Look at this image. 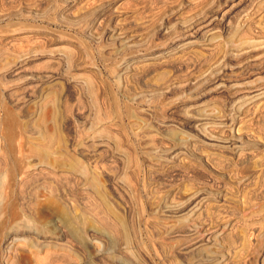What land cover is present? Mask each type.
<instances>
[{
    "label": "rangeland",
    "instance_id": "obj_1",
    "mask_svg": "<svg viewBox=\"0 0 264 264\" xmlns=\"http://www.w3.org/2000/svg\"><path fill=\"white\" fill-rule=\"evenodd\" d=\"M209 1L217 17L231 3ZM150 2L0 0V264H264V96L251 102L230 87H264V47L249 59L253 67H207L238 55L230 49L242 27L264 28V0H233L240 6L229 17L232 31L212 41H222L221 55L214 47L173 51L171 64H189L174 75L183 79L177 84L191 88L165 97L151 92L156 72L115 83L112 71L130 68L133 50H120L115 62L103 56L115 10L145 18L158 11ZM134 94L146 104L131 103ZM237 126L247 131L244 144L232 137ZM199 133L228 150L210 148Z\"/></svg>",
    "mask_w": 264,
    "mask_h": 264
},
{
    "label": "bare ground",
    "instance_id": "obj_2",
    "mask_svg": "<svg viewBox=\"0 0 264 264\" xmlns=\"http://www.w3.org/2000/svg\"><path fill=\"white\" fill-rule=\"evenodd\" d=\"M123 1V0H120ZM138 1V0H137ZM196 0H151V8L155 9L157 8L158 11L155 13H150L148 16H146L145 18H138L137 14L135 11H131L127 12L128 9H125V7L123 8H119L118 11L115 10V15L112 16L114 17V20L112 21L109 17L108 19V23L104 26L103 28V40H104V52H103V56L105 60H110V61H114L116 60L117 57L114 58V56L120 55V50L121 51H126V50H133L134 53H132V56H128L129 58H127L129 60V62H132L130 65V68L133 66L132 69H130L126 64L123 66L121 65L119 62V64H117V66L115 67V70L112 71V74L114 75V80L116 81L115 83L119 86L120 84H124V80L128 81V75L131 76H138V74H142L144 77L145 76H149L151 73L156 72L157 73V81L154 83V85L150 86L151 87V92L153 93H159L158 95H162L164 96V94H167L170 92H172V90L176 91V88H179L180 85H178L177 83L182 82V80L179 78V76H174L176 73L181 72L183 69H187L189 67V64L186 62H178L179 64H171L172 60L170 59L172 56L174 57V52H187V53H193L194 55L196 54H200V50L198 51V49L200 48L201 50L202 47H205L206 50H208L210 47H214V50L216 52V54L221 55V53L224 51L223 49V43L222 41L218 40L215 44H213V40L220 38L222 33H226L229 29L232 31L231 29V24H230V15L232 13H234L236 10L238 11L239 6L233 2V0H224L223 3H227L229 1H231V3L226 4L228 6V9L220 16L217 17L215 14H213L212 11V7L211 5H209L207 7L208 1L206 0L204 2V4H202V0L201 5L197 4V1L194 2ZM214 1V0H213ZM218 1V0H217ZM216 1V2H217ZM222 1V0H221ZM242 1V0H240ZM245 1V0H244ZM106 2V1H105ZM138 3V2H135ZM210 3V1H209ZM215 3V2H214ZM222 3V2H221ZM222 3V4H223ZM211 4V3H210ZM218 4V3H217ZM109 5V4H108ZM190 6H193L195 8V10L192 13H188V12H184L185 8H188ZM218 6V5H217ZM215 8V6H214ZM190 9V8H188ZM192 9V7H191ZM127 10V11H126ZM146 10V8H145ZM144 10V11H145ZM149 11V9H147ZM146 10V11H147ZM130 11V10H129ZM113 13V12H112ZM206 13H212V15H208V17L206 18L205 15ZM141 14V13H140ZM112 17V18H113ZM128 17L132 18V26H128V24H126V19H128ZM144 17V16H143ZM205 17V18H204ZM203 18V19H202ZM260 18V17H259ZM107 19V18H106ZM202 20L201 22L205 23L203 29H198L196 28V25L198 23H196L197 21ZM229 20V21H228ZM264 20V19H263ZM129 22V21H128ZM127 22V23H128ZM103 23V22H102ZM250 23V22H248ZM258 23V22H257ZM262 23V22H261ZM231 27H230V26ZM240 25V24H239ZM248 25V24H247ZM253 25V24H252ZM261 25V24H260ZM258 25L256 26L254 29V31L251 29V27L248 26H244L242 27V29L244 30V34L243 37L237 38L236 42L238 43L237 45L233 44L232 49L234 52H238V55L236 57L230 55H224L222 56V59L220 60V56H217L216 58H212V60L208 62L207 67L208 69L211 68V66L217 67L220 66L222 64V68L226 69L228 68L231 64L234 65H242V66H236L237 67H243L244 65L247 66H255L254 63L251 62V65L248 64L249 59L252 58H258V55L253 54L254 51H256L257 49H261L264 47V28L263 25L262 27ZM255 26V24H254ZM252 26V27H254ZM219 28V29H218ZM186 32H188L186 34ZM254 32V33H253ZM97 33V32H96ZM101 33V32H99ZM209 33V39L207 40V43H200L198 42V40L200 38L204 39L205 35H207ZM228 33V32H227ZM226 33V34H227ZM242 33H240L241 35ZM100 35V34H99ZM249 35V37H248ZM207 36V37H208ZM102 38V37H101ZM98 39H100V37H98ZM161 39H165V41H160ZM206 39V37H205ZM259 40L257 41H253V40ZM251 40V41H250ZM100 41V40H99ZM98 41V42H99ZM203 41V40H201ZM204 42V41H203ZM102 44V41L99 42V44ZM225 43V42H224ZM100 44V45H101ZM117 46L119 51L114 52V54L112 53L114 50L113 48ZM103 47V44H102ZM101 48V47H100ZM103 49V48H102ZM213 49V48H212ZM228 49V47H227ZM210 50V49H209ZM103 51V50H102ZM211 51V50H210ZM130 52V51H129ZM213 52V51H212ZM213 52V53H215ZM231 53V52H230ZM264 53V52H263ZM192 54V55H193ZM212 54V53H211ZM234 54V53H233ZM114 55V56H113ZM189 55V54H188ZM214 55V54H213ZM41 56V55H40ZM39 56V57H40ZM124 56V55H123ZM127 56V55H126ZM214 56V57H215ZM42 57V56H41ZM193 57V56H192ZM179 58V57H178ZM177 58V60L179 61V59ZM187 58V57H185ZM120 59V58H119ZM183 59V58H182ZM211 59V58H209ZM26 60L28 59H23L21 60L19 63H17L14 66V69L10 72V74L12 75H16L20 70V68L23 66V64L26 63ZM122 60V59H121ZM126 60V59H125ZM127 60V61H128ZM181 60V58H180ZM184 60V59H183ZM139 61H142V64L139 66L138 63H141ZM123 62H125L123 60ZM121 62V63H123ZM230 62V63H229ZM264 62V61H262ZM177 63V62H176ZM190 63V62H189ZM200 63V62H199ZM191 64V63H190ZM264 64V63H262ZM193 65V64H192ZM191 65V66H192ZM114 66V65H113ZM194 66V65H193ZM233 66V65H231ZM263 66V65H262ZM261 66V68H262ZM206 67V69H207ZM221 67V66H220ZM205 68V67H204ZM114 69V68H113ZM189 69V68H188ZM199 69V68H198ZM205 69V70H206ZM222 69V70H223ZM171 70L173 72V74L171 75ZM216 70V69H215ZM17 71V72H16ZM132 71V74L130 73ZM186 71V70H185ZM188 71V70H187ZM211 71V70H210ZM221 73L220 70H216V73ZM191 72V71H190ZM193 72V71H192ZM197 72V71H196ZM203 72H206L203 70ZM130 73V74H129ZM201 73V72H200ZM9 74V73H8ZM9 74V75H10ZM58 74V73H57ZM205 74V73H204ZM210 73H208L207 76H209ZM50 75V74H49ZM212 75H215V73L213 72ZM53 76V75H52ZM130 76V77H131ZM134 76V77H135ZM152 76V75H151ZM202 76V75H201ZM140 77V76H138ZM181 77V76H180ZM150 78V77H148ZM156 78V77H155ZM184 78V76L182 77ZM199 78V77H198ZM216 78V76H215ZM28 79V78H27ZM142 79V77H141ZM145 79V78H143ZM147 79V78H146ZM185 79V78H184ZM188 79V77L186 78ZM205 79V78H204ZM207 79V78H206ZM213 79V78H212ZM219 79V78H218ZM30 80V79H29ZM35 80V79H34ZM151 80V79H150ZM198 81H201L200 78L196 79ZM216 80V79H215ZM215 80L211 81L215 82ZM142 81V80H141ZM145 81V80H144ZM147 81V80H146ZM185 81V80H184ZM187 81V80H186ZM208 81L209 80H205ZM126 83V82H125ZM190 83L191 86V81L188 82ZM193 85L195 83V79L192 82ZM199 84V82H197ZM196 83V84H197ZM216 83V82H215ZM129 84V83H127ZM184 85H181L180 87L182 88L181 90L183 91L185 88V83H183ZM202 84V83H201ZM125 85V84H124ZM211 85V84H210ZM236 86H230L231 88H236L237 90L235 91V93H232L233 97L238 98L239 96L237 95H242L244 97V95L247 96V99L250 100L251 102H256L257 100H262L263 96H264V92H261V90L264 87H260V86H255V87H248L245 86L244 84H233ZM260 85V84H259ZM262 85V84H261ZM148 86V85H147ZM178 86V87H177ZM189 86V85H188ZM189 86V87H190ZM195 86V85H194ZM202 86V85H201ZM204 86V85H203ZM224 85H221V87ZM124 87V86H123ZM188 87V89H189ZM219 87V86H218ZM125 88V87H124ZM184 88V89H183ZM191 88V87H190ZM130 89V88H129ZM187 89V88H186ZM224 89V88H223ZM191 90V89H190ZM264 90V89H263ZM122 91V90H121ZM139 91V90H138ZM178 91V89H177ZM226 91V90H225ZM224 91V92H225ZM203 92V91H202ZM201 92V93H202ZM216 92V91H214ZM222 91H220L221 93ZM120 93V92H119ZM141 93V92H140ZM179 93V92H178ZM183 93V92H182ZM130 94V93H129ZM147 94V93H146ZM175 94V93H174ZM200 94V93H199ZM225 94V93H224ZM141 95V94H140ZM152 95V94H150ZM157 95V96H158ZM202 95V94H201ZM204 95V94H203ZM206 95V94H205ZM204 95V96H205ZM209 95V94H208ZM213 95V94H210ZM216 95V94H214ZM213 95V96H214ZM219 95V94H218ZM221 95V94H220ZM148 96V95H147ZM155 96V95H154ZM172 96V95H171ZM174 96V95H173ZM183 96V95H182ZM212 96V97H213ZM224 96V95H223ZM122 97V96H121ZM128 97V96H127ZM132 97V95L130 96ZM152 97V96H151ZM165 97V96H164ZM170 97V96H169ZM225 97V96H224ZM231 97V98H233ZM147 98V97H145ZM144 98V99H145ZM207 98V97H205ZM204 98V99H205ZM209 98V97H208ZM211 98V96H210ZM230 98V95H229ZM229 103H233L234 99H229ZM131 103H135L140 105L141 102H144V99L142 97H137L136 94H134L133 98H127ZM198 99V98H197ZM226 99V98H225ZM192 100V99H191ZM261 100L259 102H261ZM264 100V99H263ZM262 100V102H263ZM196 101V100H195ZM202 101V100H201ZM190 102V101H189ZM197 102H200L199 100ZM145 103V102H144ZM193 103V102H191ZM146 104V103H145ZM178 104V103H177ZM182 104V103H180ZM197 104V103H194ZM184 105V104H183ZM227 106V105H226ZM232 106V105H231ZM140 107V106H139ZM137 107V109L139 108ZM255 107V106H254ZM224 108V107H223ZM234 108V107H233ZM236 108V106H235ZM226 109V108H225ZM224 109V110H225ZM231 109V108H230ZM238 109V108H236ZM219 110V109H218ZM218 110L216 111V113L218 112ZM223 110V113H225ZM232 110V109H231ZM235 110V109H234ZM226 114L228 113V111L230 110H226ZM233 111V110H232ZM248 108L244 109L242 112H240L239 110L237 111L239 114L240 113H248ZM255 111V110H254ZM196 112V111H195ZM222 112V110H221ZM236 112V111H234ZM236 112V113H237ZM216 113L215 114L216 116ZM222 113V114H223ZM230 113V112H229ZM220 114V113H218ZM221 114V115H222ZM231 115H233L232 113H230ZM180 115V114H179ZM182 115V114H181ZM195 115V114H194ZM202 115V114H201ZM201 115L200 116L201 118ZM224 115V114H223ZM235 115V114H234ZM206 116V115H205ZM203 116V117H205ZM213 116V117H215ZM189 117V116H188ZM187 117V118H188ZM193 117V115L191 114V118ZM196 117V116H195ZM218 117V116H217ZM216 117V118H217ZM225 119L226 116H220L218 118H222ZM225 117V118H224ZM229 117V116H228ZM235 117V116H234ZM240 117V116H238ZM194 118V117H193ZM198 117L197 121L200 119ZM206 118V117H205ZM209 118H211V116L209 115ZM236 118V117H235ZM242 118V117H240ZM238 119V118H237ZM243 119V118H242ZM241 119V120H242ZM194 120V119H193ZM196 120V118H195ZM215 120V119H214ZM229 120V119H228ZM239 119V121H241ZM261 120V119H260ZM203 121V120H202ZM236 121V120H235ZM238 121V122H239ZM186 123V122H185ZM198 123V122H197ZM196 123V124H197ZM201 123V122H200ZM198 123V124H200ZM237 123V122H236ZM240 123V122H239ZM136 124V123H135ZM197 124V127H199V125ZM191 125V124H190ZM189 125V126H190ZM195 125V124H194ZM234 126V124H232ZM203 126V125H200ZM232 126V128H234ZM236 127V125H235ZM247 127V126H246ZM187 129V128H186ZM196 130H198L196 128ZM218 130V129H217ZM233 130V129H232ZM235 130V128H234ZM244 128L242 129V127H238L236 129V136H232L234 138V140L236 141H241L243 140V136H242V132L244 134H247V131L245 133V131H243ZM202 131V130H201ZM203 132V131H202ZM221 132V131H220ZM224 132V131H223ZM227 132V131H225ZM209 133V132H208ZM219 134V133H218ZM221 134H223L221 132ZM253 134V133H252ZM199 135L203 138V143L207 146H209L210 148L213 147L217 150V148L222 149L223 151L225 149H227V145L226 146H220L217 143H219V139L217 140L216 138L210 137V136H206V135H202L199 133ZM208 135V134H207ZM213 135V134H211ZM217 136V135H215ZM220 136V135H219ZM222 136V135H221ZM226 136V135H225ZM249 135H247L248 137ZM251 136V135H250ZM249 136V137H250ZM254 136V135H253ZM218 137V136H217ZM227 137V136H226ZM252 137V136H251ZM219 138V137H218ZM200 139V137H199ZM232 139V138H231ZM245 139V138H244ZM252 139V138H251ZM205 140H208L207 142H211L212 144H207L205 143ZM226 140V139H225ZM230 140V138H229ZM250 140V139H249ZM256 140V138H255ZM254 140V141H255ZM227 141V140H226ZM231 141V140H230ZM248 141V140H245ZM251 141V140H250ZM257 141V140H256ZM198 142V141H197ZM225 142V141H224ZM222 142V143H224ZM228 142V141H227ZM244 142V141H243ZM240 142V143H243ZM259 142V141H258ZM190 143V142H189ZM254 143V142H253ZM194 144V141L193 143ZM199 144V143H198ZM225 144V143H224ZM228 144V143H227ZM235 144V143H234ZM237 144V143H236ZM244 144V143H243ZM257 144V142H256ZM260 144V143H258ZM197 145V144H195ZM200 145V144H199ZM238 145V144H237ZM242 145V144H240ZM255 145V144H254ZM92 146V145H91ZM202 146V145H201ZM206 146V148H207ZM249 146V145H248ZM258 146V145H257ZM195 147V146H194ZM200 147V146H199ZM203 147V146H202ZM230 147V145L228 146ZM253 147V146H252ZM167 148V147H166ZM235 148V147H234ZM254 148V147H253ZM200 149V148H199ZM218 149V151H219ZM247 149H249L247 147ZM256 149V148H254ZM258 149V148H257ZM198 150V149H197ZM207 150V149H205ZM221 150V151H222ZM228 150V149H227ZM230 150V149H229ZM244 150V149H242ZM204 151V150H202ZM210 151V150H209ZM208 151V153H209ZM214 151V150H213ZM222 153H225L223 152ZM248 151V150H247ZM255 151V150H253ZM252 151V152H253ZM206 152V151H205ZM240 152H245V151H240ZM167 153V152H166ZM188 153V152H186ZM213 153V152H212ZM247 153V152H246ZM245 153V154H246ZM191 154V153H190ZM193 154V153H192ZM204 154V153H203ZM210 154V153H209ZM214 154V153H213ZM228 154V153H226ZM236 154H237V150H236ZM234 156H237V155ZM222 155V154H221ZM232 155V154H230ZM252 155V154H251ZM168 156V155H167ZM214 156V155H213ZM261 156V155H260ZM216 157H218L216 155ZM210 155L205 157V161L208 162L207 164H209L212 168H213V164L211 165L212 161H210ZM215 157H213L214 159ZM212 159V158H211ZM212 159V160H213ZM230 159V158H229ZM238 159V158H237ZM201 160V159H200ZM214 162V161H213ZM239 162V160H238ZM246 162V161H245ZM249 163V162H248ZM259 163V162H258ZM241 164V163H240ZM254 165V163H252ZM217 165V164H216ZM214 165V166H216ZM244 167V166H243ZM260 167V166H259ZM204 168V167H203ZM217 168V167H216ZM250 168V167H249ZM257 168V167H256ZM253 169V168H252ZM218 170V169H216ZM220 171V170H219ZM180 172V171H179ZM209 172V171H208ZM221 172V171H220ZM206 175V174H205ZM113 179V178H112ZM111 180V179H110ZM195 196H192L191 198H194ZM197 197V196H196ZM190 198V199H191ZM118 200V199H117ZM190 201V200H189ZM186 204V203H185ZM158 205V204H157ZM192 205V204H191ZM210 205V204H209ZM189 206V205H188ZM180 207V206H179ZM178 207V208H179ZM174 208V206H173ZM177 208V207H176ZM177 208V209H178ZM181 208V207H180ZM179 208V209H180ZM91 209V208H90ZM172 209V208H171ZM175 209V208H174ZM100 211V210H99ZM198 214V213H197ZM107 218V217H106ZM220 221V220H219ZM112 224V223H111ZM242 225V224H241ZM116 227V226H115ZM194 229V228H193ZM177 232V231H176ZM172 233V232H171ZM206 238V236H203ZM199 240V239H198ZM197 240V241H198ZM206 241V240H204Z\"/></svg>",
    "mask_w": 264,
    "mask_h": 264
}]
</instances>
